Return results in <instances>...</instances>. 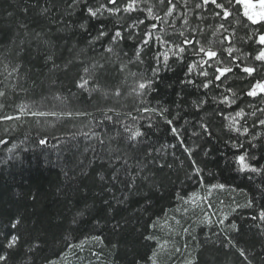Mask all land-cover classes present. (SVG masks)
I'll return each mask as SVG.
<instances>
[{"label":"trees","instance_id":"16d2710c","mask_svg":"<svg viewBox=\"0 0 264 264\" xmlns=\"http://www.w3.org/2000/svg\"><path fill=\"white\" fill-rule=\"evenodd\" d=\"M240 1L0 0V264H264Z\"/></svg>","mask_w":264,"mask_h":264},{"label":"rangeland","instance_id":"374dc122","mask_svg":"<svg viewBox=\"0 0 264 264\" xmlns=\"http://www.w3.org/2000/svg\"><path fill=\"white\" fill-rule=\"evenodd\" d=\"M240 2L244 6L245 12L250 19H252L253 21L264 20V0H241ZM135 4L136 3H131L130 8H132L133 6L136 7ZM168 14L170 16L172 14L171 11ZM178 17L180 16H177V18ZM206 58H209L208 55H206ZM262 58L264 59V53L262 55ZM201 64H203V62ZM225 68H228V67L225 66ZM220 75H222V71L217 72V76H220ZM263 89H264V81H262L257 87H255V89L253 90V93L254 94H258V93L264 94Z\"/></svg>","mask_w":264,"mask_h":264},{"label":"water","instance_id":"95a60500","mask_svg":"<svg viewBox=\"0 0 264 264\" xmlns=\"http://www.w3.org/2000/svg\"><path fill=\"white\" fill-rule=\"evenodd\" d=\"M263 92H264V89H263ZM255 94H253V96H254Z\"/></svg>","mask_w":264,"mask_h":264}]
</instances>
